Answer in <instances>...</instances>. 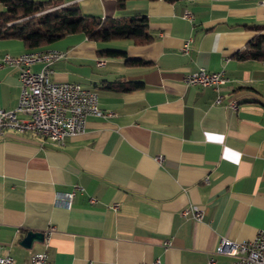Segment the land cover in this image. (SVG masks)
<instances>
[{
  "label": "crops",
  "instance_id": "0c3cea01",
  "mask_svg": "<svg viewBox=\"0 0 264 264\" xmlns=\"http://www.w3.org/2000/svg\"><path fill=\"white\" fill-rule=\"evenodd\" d=\"M59 1L101 18L145 15L153 39L73 33L34 48L64 50L50 78L97 91L111 114L87 116L62 144L31 131L0 134V254L11 264H46L29 261L40 253L53 264H230L234 256L216 252L220 239L250 240L264 229V57L238 55L264 35V3ZM106 48L124 54L99 52ZM34 49L0 39V108L13 109L20 92L18 69L1 56ZM199 67L223 70L228 81L218 91L185 83ZM232 98L235 109L226 105ZM74 187L67 208L62 193ZM191 205L200 220L182 214ZM31 231L43 238L26 246Z\"/></svg>",
  "mask_w": 264,
  "mask_h": 264
},
{
  "label": "built area",
  "instance_id": "2783aa9c",
  "mask_svg": "<svg viewBox=\"0 0 264 264\" xmlns=\"http://www.w3.org/2000/svg\"><path fill=\"white\" fill-rule=\"evenodd\" d=\"M264 3V0H260ZM185 17H190L188 11ZM183 51L188 49V41L182 46ZM66 52L57 48L34 49L18 55L4 53L1 56V64L16 67L18 69V81L20 86L17 105L13 109L0 108V134L7 129L18 132L43 130V137L62 144L67 136H72L84 130L87 116H105L111 114L99 107L97 91L81 87L79 83L71 81H55L50 78L52 71L50 65L65 56ZM42 63L39 70H33L31 65ZM102 60L97 62L103 64ZM184 81L190 85L212 86L219 90L228 78L223 70L208 71L203 67L184 76ZM222 94L218 93L215 103L222 100ZM226 105L235 109L238 100L230 99ZM26 115V118L18 114ZM160 158V156H159ZM62 193L63 204L70 208L71 199L75 189ZM116 207V204L113 205ZM190 213L196 220H200L203 211L195 205H191L182 211V214ZM217 253L234 256L230 264H264V229H260L256 236L250 240L235 241L222 237L216 247ZM13 258L9 254H0V264H11ZM33 263L53 264L47 261L46 253L33 254L29 258ZM86 264H92L88 261ZM147 264V263H140ZM150 264H165L155 260ZM208 264H214L209 259Z\"/></svg>",
  "mask_w": 264,
  "mask_h": 264
},
{
  "label": "trees",
  "instance_id": "16d2710c",
  "mask_svg": "<svg viewBox=\"0 0 264 264\" xmlns=\"http://www.w3.org/2000/svg\"><path fill=\"white\" fill-rule=\"evenodd\" d=\"M115 1L117 6L122 7L126 0ZM0 3L3 5L0 10V39H20L30 49L47 47L73 33H83L94 41L123 38L131 39L135 44H145L153 39L145 15L101 18L84 14L77 3L60 4L59 0H0ZM99 52L108 56L124 54L123 50L112 48L101 49ZM238 55L264 57V35L253 38L249 48ZM128 86L123 88L128 90L135 87L133 84Z\"/></svg>",
  "mask_w": 264,
  "mask_h": 264
},
{
  "label": "water",
  "instance_id": "95a60500",
  "mask_svg": "<svg viewBox=\"0 0 264 264\" xmlns=\"http://www.w3.org/2000/svg\"><path fill=\"white\" fill-rule=\"evenodd\" d=\"M33 238L42 239L43 238V233H41V232H32L31 231L25 236V238L22 241V243L24 245H26V246H29Z\"/></svg>",
  "mask_w": 264,
  "mask_h": 264
},
{
  "label": "bare ground",
  "instance_id": "6f19581e",
  "mask_svg": "<svg viewBox=\"0 0 264 264\" xmlns=\"http://www.w3.org/2000/svg\"><path fill=\"white\" fill-rule=\"evenodd\" d=\"M35 133L38 135L43 136V130H35Z\"/></svg>",
  "mask_w": 264,
  "mask_h": 264
}]
</instances>
